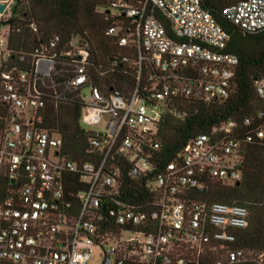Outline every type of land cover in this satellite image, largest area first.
I'll return each mask as SVG.
<instances>
[{
	"label": "built area",
	"instance_id": "built-area-1",
	"mask_svg": "<svg viewBox=\"0 0 264 264\" xmlns=\"http://www.w3.org/2000/svg\"><path fill=\"white\" fill-rule=\"evenodd\" d=\"M220 1L221 17L241 32L264 30V0ZM111 9L133 26L105 31L134 53L132 84L121 90L93 83L85 42L53 38L17 54L0 28V264H199L207 253L211 264H264L262 254L228 248L248 225L245 206L186 197L210 181L240 180L236 124L194 136L164 163L157 155L164 115L231 93L238 59L225 51L228 34L202 0H115ZM254 89L264 100V81ZM73 104L97 165L66 158L59 134L41 127L48 105ZM255 137L264 138V122ZM122 160L147 194H119ZM74 175L84 185L76 191Z\"/></svg>",
	"mask_w": 264,
	"mask_h": 264
},
{
	"label": "trees",
	"instance_id": "trees-1",
	"mask_svg": "<svg viewBox=\"0 0 264 264\" xmlns=\"http://www.w3.org/2000/svg\"><path fill=\"white\" fill-rule=\"evenodd\" d=\"M113 1L12 0L10 17L0 21V28L8 26V48L17 54L30 53L53 38H57L60 45L72 38L85 42L90 51L88 64L93 83L121 90L132 84L131 61L134 53L128 48L118 47L105 31L112 25L133 26L130 19L113 12ZM122 1L137 5L140 0ZM226 3L202 0L203 6L229 36L225 51L238 59L233 89L223 101L184 106L185 116L164 115L157 130L160 145L157 155L164 163L194 136L208 134L214 127L234 122L235 136L240 141V180L231 186L210 181L205 190L189 191L186 197L245 206L248 225L234 232L235 240L228 248L241 250L247 257L249 254H262L264 258V138L255 137V131L264 122V100L257 96L254 89L255 80L264 81V30L246 34L225 21L220 10ZM123 57L130 61L123 63ZM80 112L77 104L48 105L42 113L41 127L59 134L66 158L78 164L89 162L97 165L101 155L87 146L88 133L80 123ZM258 113H262L263 117L258 118ZM247 118L251 119L250 126L244 125ZM247 136L251 137L248 142L244 140ZM116 165L121 173L119 194H128L129 198L132 194H147L139 180L127 177V164L123 160ZM77 180L78 176L74 175L70 181L72 191L84 186L77 184ZM214 258V254L207 253L199 264H211ZM232 264L257 263L247 259Z\"/></svg>",
	"mask_w": 264,
	"mask_h": 264
},
{
	"label": "water",
	"instance_id": "water-1",
	"mask_svg": "<svg viewBox=\"0 0 264 264\" xmlns=\"http://www.w3.org/2000/svg\"><path fill=\"white\" fill-rule=\"evenodd\" d=\"M7 1L8 0H3L2 2H0V14H2L4 9L6 8Z\"/></svg>",
	"mask_w": 264,
	"mask_h": 264
},
{
	"label": "rangeland",
	"instance_id": "rangeland-1",
	"mask_svg": "<svg viewBox=\"0 0 264 264\" xmlns=\"http://www.w3.org/2000/svg\"><path fill=\"white\" fill-rule=\"evenodd\" d=\"M3 1V0H0ZM12 0H8L7 3L9 4ZM256 254H252V256H255Z\"/></svg>",
	"mask_w": 264,
	"mask_h": 264
}]
</instances>
